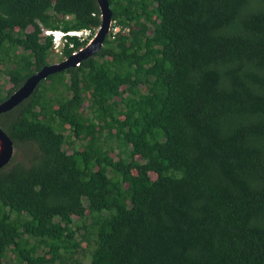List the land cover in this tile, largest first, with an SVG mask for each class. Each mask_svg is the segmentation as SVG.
I'll list each match as a JSON object with an SVG mask.
<instances>
[{"label": "trees", "instance_id": "1", "mask_svg": "<svg viewBox=\"0 0 264 264\" xmlns=\"http://www.w3.org/2000/svg\"><path fill=\"white\" fill-rule=\"evenodd\" d=\"M107 1L126 31L0 113V264H264V0ZM99 12L0 0V100L49 63L38 21Z\"/></svg>", "mask_w": 264, "mask_h": 264}, {"label": "water", "instance_id": "2", "mask_svg": "<svg viewBox=\"0 0 264 264\" xmlns=\"http://www.w3.org/2000/svg\"><path fill=\"white\" fill-rule=\"evenodd\" d=\"M97 3L100 11V22L94 37L77 52L68 54L65 58L59 61L49 62L28 75L19 86H17L5 98L0 100V113L8 110L27 97L38 81L46 77L49 73L65 69L68 66H73L80 59L93 54L99 49L108 29L110 9L107 0H97ZM12 153V141L0 128V166L11 158Z\"/></svg>", "mask_w": 264, "mask_h": 264}, {"label": "built area", "instance_id": "3", "mask_svg": "<svg viewBox=\"0 0 264 264\" xmlns=\"http://www.w3.org/2000/svg\"><path fill=\"white\" fill-rule=\"evenodd\" d=\"M100 16V14H99ZM38 24V36L41 39L48 37L51 43V49L53 53H57V55H63L64 47H71L70 53L77 52L80 48L85 46L96 34V31L99 27L98 25H92L87 27H77V28H61V27H49L42 25L39 21ZM127 27L121 28L120 25L115 21V19L111 18L109 20L108 29L106 34L110 39L114 38L117 31H126ZM71 37H75L80 44L75 47L74 42ZM67 56V55H66ZM66 56H63L65 58ZM62 58V59H63ZM78 63V62H77ZM76 63V64H77ZM75 64V65H76Z\"/></svg>", "mask_w": 264, "mask_h": 264}, {"label": "rangeland", "instance_id": "4", "mask_svg": "<svg viewBox=\"0 0 264 264\" xmlns=\"http://www.w3.org/2000/svg\"><path fill=\"white\" fill-rule=\"evenodd\" d=\"M47 11H49V10H47ZM71 15L72 14H65L64 17L65 18H70ZM29 28H30V26L27 27V29H29ZM63 56H66V55L65 54H63V55H57V53H53L52 52L51 54H48L47 59H48L49 62H54V61L61 60L63 58ZM11 65H12L11 63H6V64L0 65V94H2V93L4 94L5 93V89L8 88L10 86V84H11L10 83V80L8 79V77H7L6 73H5L6 67H9ZM84 103H86V101H84ZM73 146L78 147L79 146V140L78 139H75V138H72V137H70L69 139H67L64 142V145H63V147L67 151H70L73 148ZM116 152H117V148L114 147L113 150H110L109 153L112 154L113 156H115V153ZM12 154H15V155H12V156H14V159L20 158V156H21V149L20 148L17 149L16 147H13V153ZM73 218L76 219V216L73 215ZM85 222H87V220ZM80 231H81V229H80ZM76 236L78 237L77 232H76ZM92 238H93V236H92ZM94 244H95V241L93 239H89V240L83 239L80 242L81 251H84L86 253L87 249L90 248V247H92ZM43 249H44V247L41 246V249H38V250L40 251V250H43ZM12 258H13V253L9 249H7L6 250V254L3 257V261L5 263H8Z\"/></svg>", "mask_w": 264, "mask_h": 264}]
</instances>
